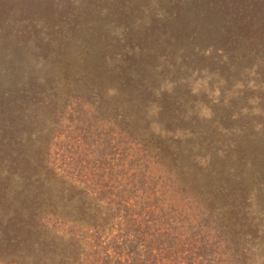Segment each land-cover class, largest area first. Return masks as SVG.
I'll return each mask as SVG.
<instances>
[{
	"label": "rangeland",
	"instance_id": "obj_1",
	"mask_svg": "<svg viewBox=\"0 0 264 264\" xmlns=\"http://www.w3.org/2000/svg\"><path fill=\"white\" fill-rule=\"evenodd\" d=\"M190 2L76 0L54 21H0V217L42 191L47 150L103 162L112 104L235 220L238 264H264V59L213 50L174 9Z\"/></svg>",
	"mask_w": 264,
	"mask_h": 264
},
{
	"label": "trees",
	"instance_id": "obj_2",
	"mask_svg": "<svg viewBox=\"0 0 264 264\" xmlns=\"http://www.w3.org/2000/svg\"><path fill=\"white\" fill-rule=\"evenodd\" d=\"M71 2L0 0V21H54ZM174 9L195 12L193 27L203 25L213 50L264 59V0H191ZM106 110L103 162L72 156L58 165L47 150L39 195L2 205L12 216L0 217V264H238L235 220L191 190L168 148L112 104Z\"/></svg>",
	"mask_w": 264,
	"mask_h": 264
}]
</instances>
